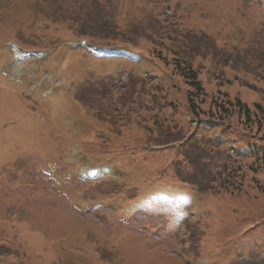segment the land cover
Returning <instances> with one entry per match:
<instances>
[{
	"label": "rangeland",
	"instance_id": "374dc122",
	"mask_svg": "<svg viewBox=\"0 0 264 264\" xmlns=\"http://www.w3.org/2000/svg\"><path fill=\"white\" fill-rule=\"evenodd\" d=\"M63 11L79 24L43 16ZM164 31L207 97L238 98L247 118L195 125L152 57L151 34ZM82 39L133 45L143 57L128 49L95 60L65 45ZM7 42L47 56L13 76ZM152 86L170 106L145 103L149 131L136 136L121 101L150 96ZM157 118L194 141L143 155ZM103 164L109 173L99 180L78 177L80 167ZM206 170L208 182L196 178ZM148 176L170 183L156 177L145 187ZM0 264H264V1L0 0Z\"/></svg>",
	"mask_w": 264,
	"mask_h": 264
},
{
	"label": "trees",
	"instance_id": "16d2710c",
	"mask_svg": "<svg viewBox=\"0 0 264 264\" xmlns=\"http://www.w3.org/2000/svg\"><path fill=\"white\" fill-rule=\"evenodd\" d=\"M62 13L66 15L54 18V16L57 14H54V13L44 14L43 13V16L46 17V19L51 20L52 22L61 21L67 24L68 23L70 24L78 23L79 24L80 17H75L79 15L75 14V16L69 17L66 11H63ZM84 18L86 19V17ZM70 33L73 34L74 32L70 31ZM166 33L167 32L165 31L162 32V36H158L156 34H151L152 36L150 35L151 38L154 37L156 41L155 44H153L154 45L153 52L155 51L156 52L154 53L155 55H153L152 57H153V60L157 63L156 65L163 69L162 73L164 74V72H166L168 76L171 79H173L174 85L178 87V88L176 87L178 90V95L180 98H182L186 106V109L188 113L192 116V118L197 119L200 125H203L206 127L216 126V127H223V128L228 126V123L234 119L233 117H237L239 119V116L242 115L244 119L247 118V115H248L247 107L238 98L234 99L233 101H228L225 98H223V96H221L222 99L221 98L218 99V97L216 98L207 97V95L204 93L202 84L198 79L199 72L196 71V69L192 67L191 61L186 58H183L180 52L176 48H172V46L168 47L165 45V42H172L171 37H167ZM151 38L149 39V41L151 40ZM135 48L136 47L133 45L132 47H130V49H133L134 51L137 52ZM175 79H177L178 82ZM142 82H143L144 87L147 89L146 92H150L149 88H147V85L149 82H151V80L146 81V83L144 81ZM152 87L153 89H155L153 90L155 93L151 94L150 96L148 93L142 92L140 93L139 96H136L135 100H131V101L123 100V102L121 101V104L129 105V107L125 109L126 111L124 110V117L127 118V121H125L124 124H128L129 131H131V134H135L136 136H141L142 132L148 133L149 131V128L146 125L148 120L143 115V112L146 110L145 103L148 102L150 106H151V103L156 104L157 106H160L159 108L161 109L166 108V106H170L169 102H166L165 100L163 101L160 100V98L162 99L163 96L156 94L157 88L159 86H152ZM133 97L134 96H132V98ZM98 107L99 106H95V114L97 116L101 115V117L105 119L106 116H104L103 110L99 109ZM132 107H135L136 109L132 110ZM137 109L140 114L136 113L137 115H134L133 113ZM242 117H240L241 118L240 121H242ZM200 119L205 120V122ZM152 124H153L154 130L156 129V133L148 141H152L151 143H155V145H166V144L168 145L172 141H179V140L184 139V136L180 137L179 133L176 132L177 128H169L160 118L155 119L154 122L152 121ZM163 125L166 126V128ZM178 125L181 126L180 123H178ZM111 127L112 129H114V131L121 130L122 128L121 125L116 126L115 128L114 126H111ZM141 127H144V129H142ZM157 128L159 129L158 131H157ZM128 139L136 143V141L132 139L131 135L128 137ZM192 141H194V137L191 135L188 139L184 141V144L190 143ZM197 153H199V151ZM178 155L177 157L182 158L181 154H178ZM191 160H193V158H191ZM168 163L170 165H173V164L176 165L177 160L171 159L168 161ZM188 163L191 164L190 159L188 160ZM208 171L210 172V169H208ZM228 173H229L228 169L226 167L223 168L221 171V178H225V175L228 176ZM207 174H208L207 170L203 173L202 176H198L196 173V178L201 179V181L208 182L209 180L206 179ZM223 174L224 176H222ZM225 179L229 183V176ZM236 189H239V188H236Z\"/></svg>",
	"mask_w": 264,
	"mask_h": 264
}]
</instances>
